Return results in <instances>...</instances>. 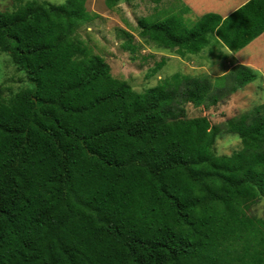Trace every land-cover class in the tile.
<instances>
[{
  "label": "trees",
  "instance_id": "trees-1",
  "mask_svg": "<svg viewBox=\"0 0 264 264\" xmlns=\"http://www.w3.org/2000/svg\"><path fill=\"white\" fill-rule=\"evenodd\" d=\"M84 5L0 12V52L27 85L0 101V264H264V220L247 214L264 196V103L223 125L183 109L214 107L257 73L175 74L136 93L72 39L95 18ZM188 13L141 18L138 34L186 58L264 32V0L226 18ZM221 134L240 149L216 156Z\"/></svg>",
  "mask_w": 264,
  "mask_h": 264
},
{
  "label": "rangeland",
  "instance_id": "rangeland-1",
  "mask_svg": "<svg viewBox=\"0 0 264 264\" xmlns=\"http://www.w3.org/2000/svg\"><path fill=\"white\" fill-rule=\"evenodd\" d=\"M30 1L54 5L66 2V0H0V12H11ZM182 5L186 7L183 0L131 2L120 0L113 10H109L105 7L104 0H85L86 11L95 15V18L78 27L71 37L85 48L88 55L101 57L109 66L110 75L125 81L136 93L155 87L175 74L207 75L211 78L226 74L233 67L235 61L231 55L236 52L227 54L225 50L227 48L214 43L213 40L199 55L180 58L172 50L146 43L145 39L139 36V19L161 20L166 16L178 14ZM203 9L205 8L200 7L199 12ZM189 14L185 15L184 19L194 21L198 18L193 14L189 17ZM127 42H131L133 48L126 47ZM160 62H164L163 66L156 69L157 63ZM262 64L264 68V60ZM26 87L24 74L13 66L7 55L0 52V101L12 98ZM261 103H264L263 76L214 107H195L191 103H186L183 109L186 119L205 117L211 125H223ZM240 147L237 135L221 134L213 145V153L216 156H229ZM247 214L264 220V196L250 205Z\"/></svg>",
  "mask_w": 264,
  "mask_h": 264
},
{
  "label": "crops",
  "instance_id": "crops-1",
  "mask_svg": "<svg viewBox=\"0 0 264 264\" xmlns=\"http://www.w3.org/2000/svg\"><path fill=\"white\" fill-rule=\"evenodd\" d=\"M186 7L189 9V17L191 14L200 18L204 14L213 13L221 18H226L239 7L247 3L249 0H183ZM212 1V4H210ZM205 8L199 12V8ZM199 13H198V12ZM227 54H232L228 49H225ZM234 58L233 65H242L251 68L257 73L258 79L263 76L264 68L262 60H264V32L251 41L243 49L231 55ZM232 65V66H233ZM255 67V68H254ZM260 67V68H257Z\"/></svg>",
  "mask_w": 264,
  "mask_h": 264
}]
</instances>
